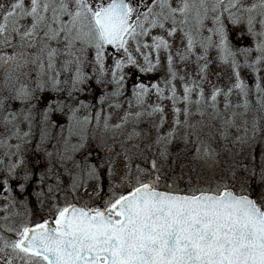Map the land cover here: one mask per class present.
I'll return each instance as SVG.
<instances>
[{
  "label": "rangeland",
  "instance_id": "374dc122",
  "mask_svg": "<svg viewBox=\"0 0 264 264\" xmlns=\"http://www.w3.org/2000/svg\"><path fill=\"white\" fill-rule=\"evenodd\" d=\"M110 1L0 0V264H47L19 248L28 228L160 182L191 140L182 185L264 210V175L233 173L264 114V0H127L114 49L94 22Z\"/></svg>",
  "mask_w": 264,
  "mask_h": 264
},
{
  "label": "water",
  "instance_id": "95a60500",
  "mask_svg": "<svg viewBox=\"0 0 264 264\" xmlns=\"http://www.w3.org/2000/svg\"><path fill=\"white\" fill-rule=\"evenodd\" d=\"M129 12L111 0L94 15L104 45L125 43ZM23 237L19 248L48 264H264V211L232 188L193 195L143 183L107 208L68 205Z\"/></svg>",
  "mask_w": 264,
  "mask_h": 264
},
{
  "label": "trees",
  "instance_id": "16d2710c",
  "mask_svg": "<svg viewBox=\"0 0 264 264\" xmlns=\"http://www.w3.org/2000/svg\"><path fill=\"white\" fill-rule=\"evenodd\" d=\"M9 36L11 37L10 39L13 40L15 38L14 36L16 35L12 34L7 28L3 34L0 33V47L5 45V42L9 43L11 41V40H8ZM256 110L260 112L258 114V117L260 120H258L259 122L256 123V126L258 128V132H257L258 136H254L255 141H252L249 143H246L245 141L241 142L240 151L237 157H235L237 162L234 163V164H237L238 166L235 167L233 171V173L237 176V178H242L244 181L249 180L253 183L254 182L256 183L259 177H262L264 175V114L261 112L260 109L257 108ZM192 132H194V129L192 130ZM205 132L209 133L208 131H205ZM191 141L193 143L195 142L193 140ZM191 141H188L187 145L181 147L182 150L177 155L172 165L169 162L164 163L163 166H161L158 169V173L161 176V181L157 183L151 182V185L154 188L169 191V192H174V193L193 194V195L203 191L202 188L193 187L192 185H188V184L182 185L179 182L180 180L182 181L184 180L190 181V179L192 180V178L189 176L190 174H192V172H190L189 170H194L196 159L192 158V155H191L192 150L195 148V146L193 145ZM227 168H229L230 170L233 169L232 165H227ZM228 187H235V186L230 185ZM223 189H226V188L224 187L217 191L220 193L221 190ZM249 190L250 189H247V188L246 190L240 189L238 193L252 195L249 192ZM208 191L214 192V190H208ZM218 192H215V193H218ZM72 202H76V201L74 200Z\"/></svg>",
  "mask_w": 264,
  "mask_h": 264
}]
</instances>
